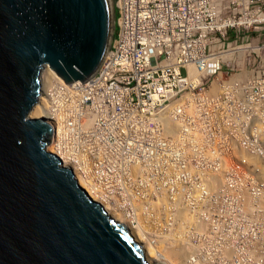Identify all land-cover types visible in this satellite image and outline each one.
Listing matches in <instances>:
<instances>
[{
  "label": "built area",
  "instance_id": "2783aa9c",
  "mask_svg": "<svg viewBox=\"0 0 264 264\" xmlns=\"http://www.w3.org/2000/svg\"><path fill=\"white\" fill-rule=\"evenodd\" d=\"M114 6L115 37L101 66L84 83H55L46 101L52 148L88 178V188L130 207L113 190L145 196L181 188L184 177L201 172L190 159L210 158L212 167L203 169L210 188L228 150L264 160V0H114ZM252 172L264 175V166ZM216 191L205 201L209 211L221 213L226 204L234 209L231 220L264 222V182L257 194L246 181Z\"/></svg>",
  "mask_w": 264,
  "mask_h": 264
},
{
  "label": "water",
  "instance_id": "95a60500",
  "mask_svg": "<svg viewBox=\"0 0 264 264\" xmlns=\"http://www.w3.org/2000/svg\"><path fill=\"white\" fill-rule=\"evenodd\" d=\"M114 0H0V264H156L87 191L33 117L44 67L91 78L115 37Z\"/></svg>",
  "mask_w": 264,
  "mask_h": 264
},
{
  "label": "rangeland",
  "instance_id": "374dc122",
  "mask_svg": "<svg viewBox=\"0 0 264 264\" xmlns=\"http://www.w3.org/2000/svg\"><path fill=\"white\" fill-rule=\"evenodd\" d=\"M41 75L43 79H46L48 76L45 68L41 71ZM33 117H38V115H34ZM262 130L264 132V125L262 126ZM205 149L206 148L203 147V154H205ZM225 153H229V155L226 159L221 160V166L215 174L216 179L214 181L212 180L213 188L204 185L206 184L204 183L206 177L203 176V169L209 166L212 167L210 158H202L200 161H197V163H195V159H190L195 169L197 165L200 166L201 172L194 177L193 174L184 177L181 180V188L145 192V196L142 190L134 189L113 190L112 192L116 198H118L120 194H123L129 201L133 202L132 206L119 207V209H121L123 213H132L135 219H140V221L135 220V224L146 229L149 235L154 237L153 242L166 257L168 255L170 257L169 251L176 253L177 250H181L182 255L184 252L183 257H181L182 255L180 256V253L178 256L175 254L174 260L172 259L174 263L172 262L171 264H240L239 262L241 261L243 264H264V238L253 237L251 239L246 235L248 232H244L243 234L246 236H243L242 239H239L237 242H230L229 237L232 232L224 236L223 232L225 231L222 230V227L216 230L217 222L220 221V214L217 211L218 208L211 211L206 208V199L215 193V187L218 185H223L228 188L229 191H232L236 189L239 181H246L250 194H257V190L264 182V175L252 172L254 166L262 168L264 166V160L260 158L240 157L231 150ZM229 199H231V197H229ZM233 200L236 199L233 198L231 201ZM140 202H145L146 204H140ZM158 202H160V204H157ZM109 204L110 203L106 205L111 209ZM224 205L225 206H220L219 212L224 214L229 222H232L233 220L230 219V214L234 213V209L232 206ZM114 213L112 215L115 217H122L121 214L119 215V211ZM119 219L124 218L122 217ZM126 223L130 227L131 233L139 240L140 238L138 239V237H140L141 234L136 232L135 226L133 227L132 223L127 220ZM253 223L254 222L241 221L243 230L252 229L258 233H264V226L261 227ZM251 224L253 226H247ZM146 239H143L144 244L142 243V239H140L139 242L144 245L145 252L147 254L149 253L150 257L149 251L151 249L152 254L154 249L149 243L150 241ZM200 240L204 243L201 245L202 248H198L199 251H196L194 249L195 244H199ZM205 242L209 244L206 246ZM251 242L257 244L260 255L255 252V246ZM185 245L186 250L184 249ZM224 247L231 251L225 255H220ZM239 248H241V250ZM252 250L255 251L252 252ZM250 251L254 254L251 255ZM191 252L193 253L191 254ZM154 253L151 255L150 260H155V263L161 264L163 261H156V252ZM203 256H207L208 258H204Z\"/></svg>",
  "mask_w": 264,
  "mask_h": 264
},
{
  "label": "bare ground",
  "instance_id": "6f19581e",
  "mask_svg": "<svg viewBox=\"0 0 264 264\" xmlns=\"http://www.w3.org/2000/svg\"><path fill=\"white\" fill-rule=\"evenodd\" d=\"M45 69H46V72H47V74H48V76L46 77V79H44V81H45V88H44V93H43V98H42V102H41V104H40V106H39V108L37 109V111L34 113V115L35 116H37L38 115V117H43V118H45L47 121H49L50 122V124H52V122H51V120L48 118L49 116H48V114L46 113V111H45V108H46V101L48 100V97L50 96V94H52V91H51V89H52V86L55 84V83H58V82H61L62 84L64 83L65 84V82H64V80H62L59 76H57L56 74H55V72L52 70V69H50L49 67H44ZM43 68V69H44ZM42 69V70H43ZM43 75V74H42ZM43 77V76H42ZM72 83H75V85H78L79 84V81L78 80H76V81H73ZM71 83V84H72ZM69 84H67V86H68ZM64 86V85H63ZM33 115V116H34ZM53 125V124H52ZM61 132H62V128H61V126H59L58 127V131H57V134H58V136H60L61 135ZM55 135V128H54V133H53V136ZM56 140H61V138H58V139H56ZM51 147H52V145H51ZM53 150H54V148H52ZM55 151V150H54ZM56 152V151H55ZM61 156V155H60ZM62 157V156H61ZM63 158V157H62ZM66 165H67V161L66 160H64L63 161ZM69 164V163H68ZM68 167H70L71 168V165L69 166V165H67ZM73 168V167H72ZM71 168V169H72ZM74 169V168H73ZM73 171V170H72ZM75 172V171H74ZM75 174H77L76 172H75ZM77 177H78V179L82 182V184L85 186V188L86 189H88L89 191V194H91L95 199H97V201L100 203V204H102L103 205V207H104V209L108 212V214H110L112 217L114 216V215H112L114 212H116L117 213V211H119L120 213H119V215L121 214V216L124 218V219H126L128 222H131L132 223V225H133V227L135 228V230H137L136 232L137 233H139V234H141V236L140 237H138V239L140 238V239H142V243L144 244V240L143 239H146L147 241L149 240L150 242V244L152 245V247H153V249H154V252H156V261H158V262H160L161 260L164 262H162L163 264H171L172 262H173V258H174V255L175 254H177V256H178V254L180 253V256L182 255V251L181 250H177V252L176 253H172L173 251H169V254H170V257H169V255L166 257V255H164L162 252H161V250H159L158 249V246L153 242V240H154V237L153 236H150L149 235V233L146 231V229H144L143 227H140L138 224L136 225L135 224V220L136 221H140V219L139 218H137V219H135L134 217H133V214L132 213H128V212H122L121 211V209H119V207L117 206V205H113V204H109L110 205V207H111V209L108 207V205H106V204H108L109 202H107V201H104L103 200V197H104V195L107 197L108 196V194L109 193H104L103 191H102V193H100V191H96V192H93L94 190H90L89 188H88V184H87V181H88V178H85V177H83L82 176V174H80V173H78L77 174ZM218 188V190L216 191V192H218V193H221V192H223V189H224V186H218L217 187ZM93 193H96V194H93ZM222 201H226L227 199H226V197L224 196V197H222V199H221ZM102 201V202H101ZM218 202V201H217ZM107 206V207H106ZM239 204H236V206H234L235 208H236V212L240 215V213L238 212V208H239ZM111 210H113V211H111ZM113 212V213H112ZM209 212V211H208ZM115 214V213H114ZM220 214V216H219V222H217V225H216V230H218V229H220L221 227L223 228L222 230H224L225 232H223L224 233V236H226V235H228V234H231V232H232V234L230 235V237H229V241L230 242H237L239 239H242V237L243 236H249V238H253V237H255V238H258V237H262V238H264V233H258L257 231H255V230H252V229H245L248 233L245 235V234H243V225L240 223V220H236V218L232 221V222H229L227 219H225L224 217H223V215L221 214V213H219ZM115 215H117V214H115ZM122 217H119V218H122ZM115 220H117V221H120V222H122V223H124V225L128 228V230H129V233L131 234V236L139 243V244H141L140 242H139V240H137V238L135 237V235L134 234H132L131 232V229H130V227L127 225V223H126V220H124V219H119V218H117V216L115 217H113ZM264 218V217H263ZM132 219H134V220H132ZM124 220V221H123ZM260 220H262V218L260 217V218H258L257 219V224H260V226L261 225H263L264 226V222H259ZM234 229V230H233ZM143 231V232H142ZM201 231V230H200ZM135 232V233H136ZM231 239V240H230ZM204 242L202 241V240H200V243L199 244H195V247H194V249L196 250V251H199L198 250V248L199 249H201L202 247H201V245L203 244ZM206 243V246L209 244V243H207V242H205ZM252 243V242H251ZM143 244H141L142 245V247H143V250H144V252H145V249H144V245ZM255 247V250H252V252L253 251H255V252H257V254L258 255H260V251H259V249H258V247H257V244H254V243H252ZM229 245H230V243H229ZM188 246V245H187ZM192 246V245H191ZM184 247V246H183ZM183 247H181V248H183ZM189 248V247H188ZM191 248H193V247H191ZM190 248V249H191ZM236 248H238V247H236ZM152 249V250H153ZM184 249L186 250V245H185V247H184ZM240 250H241V248H239ZM156 250V251H155ZM188 250V249H187ZM184 251V250H183ZM231 250H229V249H226L225 247L223 248V250H222V252H220V255H225V254H227V253H229ZM262 251V250H261ZM150 257H149V253L147 254L146 252V254L148 255V258H149V260L151 259V255L154 253L153 251V253L151 254V249H150ZM251 251H250V253H251V255H253L254 253H252ZM193 252H191V254H192ZM155 254V253H154ZM172 254V255H171ZM183 255H184V252H183ZM183 255L181 256V257H183ZM192 256V255H191ZM154 257V256H153ZM204 258H208L207 256H203ZM177 258V257H176ZM173 259V260H172ZM189 260H190V255H189ZM171 261V262H170ZM150 262H153V263H155V260H150ZM161 263V264H162ZM174 263V262H173ZM240 264H243V262L241 261V262H239ZM157 264V263H156Z\"/></svg>",
  "mask_w": 264,
  "mask_h": 264
}]
</instances>
